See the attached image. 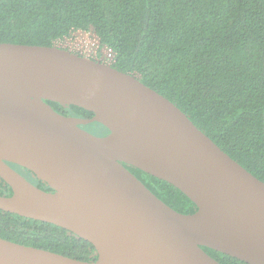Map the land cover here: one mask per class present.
<instances>
[{
	"label": "water",
	"instance_id": "obj_1",
	"mask_svg": "<svg viewBox=\"0 0 264 264\" xmlns=\"http://www.w3.org/2000/svg\"><path fill=\"white\" fill-rule=\"evenodd\" d=\"M94 123L109 133L82 128ZM126 166L198 210L175 211ZM0 177L13 191L0 210L65 229L98 254L85 262L0 238V264H221L203 247L264 264V182L139 76L61 47L0 43Z\"/></svg>",
	"mask_w": 264,
	"mask_h": 264
},
{
	"label": "trees",
	"instance_id": "obj_2",
	"mask_svg": "<svg viewBox=\"0 0 264 264\" xmlns=\"http://www.w3.org/2000/svg\"><path fill=\"white\" fill-rule=\"evenodd\" d=\"M80 31L97 34L115 54L112 67L139 76L264 182V0H0V43L54 47ZM48 103L64 116L94 117ZM94 127L102 136L109 132ZM126 168L175 211L198 210L169 183ZM38 180L35 186L53 191ZM12 194L0 177V196ZM0 238L85 262L98 259L95 247L75 234L2 210ZM203 249L221 264H247Z\"/></svg>",
	"mask_w": 264,
	"mask_h": 264
},
{
	"label": "built area",
	"instance_id": "obj_3",
	"mask_svg": "<svg viewBox=\"0 0 264 264\" xmlns=\"http://www.w3.org/2000/svg\"><path fill=\"white\" fill-rule=\"evenodd\" d=\"M75 34H81L83 39L86 42V45H83L80 47V50L82 51L83 54H86L87 52H91L90 54L92 53L93 54L90 56L93 57L92 59H95L94 55H97V52L100 50L104 54L105 60H104V57L103 59H95V60H98V61H101L107 64H112L114 62L115 54L113 53L112 50L108 49L107 46H105L106 48H104V46H101L100 39L97 35H95L94 33L89 34V33L81 32V31ZM64 40H67V38H65ZM91 40L93 41L92 44L87 43V42H90ZM61 41L62 40L57 41L55 46L65 49L66 46L62 45L60 43ZM83 48H86V50L84 51Z\"/></svg>",
	"mask_w": 264,
	"mask_h": 264
},
{
	"label": "rangeland",
	"instance_id": "obj_4",
	"mask_svg": "<svg viewBox=\"0 0 264 264\" xmlns=\"http://www.w3.org/2000/svg\"><path fill=\"white\" fill-rule=\"evenodd\" d=\"M62 45H65L66 46V50L70 51V52H73V53H76V54H79V55H82L83 53H80L78 51V49L80 50V47L83 46V45H86V42L85 40L83 39L82 35L81 34H74L70 37L67 38V40H62L60 42ZM89 44H92L93 41L91 40L90 42H87ZM91 52H89V55H90ZM93 54V53H92ZM91 54V55H92ZM87 54H83L82 56H85V57H88V58H93L91 56H89ZM96 124V123H95ZM94 124V125H95ZM92 126H89V128H87L86 126V131H88L89 133H92L96 136H102V133H104V131H97L94 127L93 124H91ZM88 126V125H87ZM97 127V125H96Z\"/></svg>",
	"mask_w": 264,
	"mask_h": 264
},
{
	"label": "flooded vegetation",
	"instance_id": "obj_5",
	"mask_svg": "<svg viewBox=\"0 0 264 264\" xmlns=\"http://www.w3.org/2000/svg\"><path fill=\"white\" fill-rule=\"evenodd\" d=\"M85 33H89V34H91L90 32H85ZM83 50L85 51L86 50V48H83ZM78 51L80 52V53H82V51L81 50H79L78 49ZM87 55H89V52H87L86 53ZM83 55V54H82ZM91 55V54H90ZM89 55V56H90ZM103 57H104V60H105V56H104V54L99 50L98 52H97V55H94V58L95 59H103ZM109 133V132H108ZM107 133V134H108ZM11 166L17 171V172H19L22 176H24L27 180H29L31 183H33V184H38L39 183V180L33 175V174H31V172L30 171H28V170H26V169H24V168H21L20 166H17V165H14V164H11Z\"/></svg>",
	"mask_w": 264,
	"mask_h": 264
}]
</instances>
